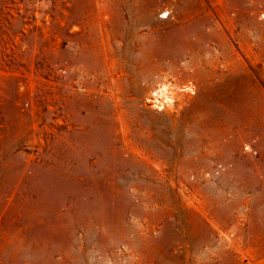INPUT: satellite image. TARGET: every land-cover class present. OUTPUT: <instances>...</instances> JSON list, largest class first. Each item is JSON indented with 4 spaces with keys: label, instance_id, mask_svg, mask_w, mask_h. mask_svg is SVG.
Wrapping results in <instances>:
<instances>
[{
    "label": "rangeland",
    "instance_id": "obj_1",
    "mask_svg": "<svg viewBox=\"0 0 264 264\" xmlns=\"http://www.w3.org/2000/svg\"><path fill=\"white\" fill-rule=\"evenodd\" d=\"M0 264H264V0H0Z\"/></svg>",
    "mask_w": 264,
    "mask_h": 264
},
{
    "label": "bare ground",
    "instance_id": "obj_2",
    "mask_svg": "<svg viewBox=\"0 0 264 264\" xmlns=\"http://www.w3.org/2000/svg\"><path fill=\"white\" fill-rule=\"evenodd\" d=\"M169 13V12H168ZM168 13L166 11L163 12L162 17H167ZM76 30V27H74ZM190 92L194 93L192 84H185L182 86H174L169 82H160L157 84L155 88L150 90L148 96L146 97V101L150 102L153 107L156 109H163L165 106L172 107L174 105L176 98L180 99L178 92Z\"/></svg>",
    "mask_w": 264,
    "mask_h": 264
},
{
    "label": "built area",
    "instance_id": "obj_3",
    "mask_svg": "<svg viewBox=\"0 0 264 264\" xmlns=\"http://www.w3.org/2000/svg\"><path fill=\"white\" fill-rule=\"evenodd\" d=\"M166 13H168V11H166Z\"/></svg>",
    "mask_w": 264,
    "mask_h": 264
}]
</instances>
